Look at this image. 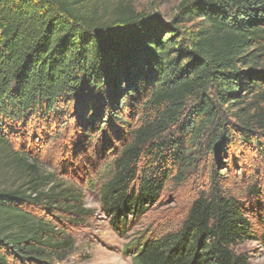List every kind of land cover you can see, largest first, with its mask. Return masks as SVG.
<instances>
[{
    "label": "trees",
    "instance_id": "obj_1",
    "mask_svg": "<svg viewBox=\"0 0 264 264\" xmlns=\"http://www.w3.org/2000/svg\"><path fill=\"white\" fill-rule=\"evenodd\" d=\"M177 9L166 22L133 0H0V264L61 261L73 243L56 224L83 222L40 138L110 146L83 185L119 233L219 152L264 161V0ZM206 170L178 228L148 236L132 264H249L235 248L264 246L260 172L244 197Z\"/></svg>",
    "mask_w": 264,
    "mask_h": 264
},
{
    "label": "rangeland",
    "instance_id": "obj_2",
    "mask_svg": "<svg viewBox=\"0 0 264 264\" xmlns=\"http://www.w3.org/2000/svg\"><path fill=\"white\" fill-rule=\"evenodd\" d=\"M192 0H133L137 12L160 16L166 22L171 21L178 12V5ZM60 138L54 141L36 140L35 149L44 170L62 176L66 183L74 185L80 192L83 207V222L68 225L61 221L65 234L72 240V246L65 257L53 264H132L135 248L151 234L175 231L180 225L191 201L204 188L210 168L214 166L221 177L231 184V190L246 197V190L254 180L255 172L264 180V161L256 154L235 155V163L219 152V162L211 157V163H202L205 171L197 172L187 184L170 183L159 201L150 206L140 219H132L122 233L116 232L110 218L102 213L97 190H86L83 182L94 168H98L112 153L109 147L101 148L99 141L90 145L73 143V132L63 130ZM116 141H111V146ZM249 158V159H248ZM243 172V173H242ZM72 185V186H73ZM61 228V226H59ZM245 256L249 264H264V246L259 241H247L235 248Z\"/></svg>",
    "mask_w": 264,
    "mask_h": 264
}]
</instances>
